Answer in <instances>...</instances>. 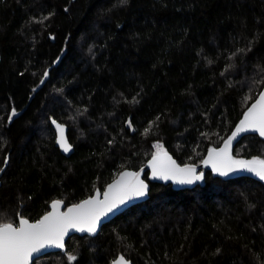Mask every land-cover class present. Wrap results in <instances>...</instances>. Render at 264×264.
Listing matches in <instances>:
<instances>
[{
  "label": "trees",
  "instance_id": "16d2710c",
  "mask_svg": "<svg viewBox=\"0 0 264 264\" xmlns=\"http://www.w3.org/2000/svg\"><path fill=\"white\" fill-rule=\"evenodd\" d=\"M263 88L264 0H0V224L103 194L157 145L201 165ZM233 159H264V139ZM204 171L181 189L146 171L147 202L33 264H264V181Z\"/></svg>",
  "mask_w": 264,
  "mask_h": 264
},
{
  "label": "snow or ice",
  "instance_id": "6c2138e0",
  "mask_svg": "<svg viewBox=\"0 0 264 264\" xmlns=\"http://www.w3.org/2000/svg\"><path fill=\"white\" fill-rule=\"evenodd\" d=\"M47 73H45V76ZM13 111L12 115H15ZM159 119V117H157ZM59 133L58 143L64 152H69L71 146L64 135L62 125L53 121ZM131 127V123H129ZM151 129L145 130V134ZM258 132L264 137V92L244 114L243 120L237 126L224 146L220 149H211L205 165H211L213 171L220 176H228L229 173L246 171L253 173L264 181V159L236 160L232 158V141L244 132ZM157 147H160L157 145ZM154 178L172 180L178 184H193L203 178L202 174H196L192 166L180 167L167 155L157 153L153 156L149 165ZM148 186L136 172H123L119 179L108 186L104 192L103 200L99 192L93 198L87 199L80 204L74 205L66 212H59L60 202L52 204L53 211L45 215L36 223H30L27 219L21 218L18 225L13 223L0 224V264H31L33 253L39 252L48 245L57 248L64 247V238L70 228L77 231L95 233L102 217L113 213L121 205L134 198L147 195ZM69 261H75L76 256L69 255ZM114 264H130L121 256Z\"/></svg>",
  "mask_w": 264,
  "mask_h": 264
},
{
  "label": "water",
  "instance_id": "95a60500",
  "mask_svg": "<svg viewBox=\"0 0 264 264\" xmlns=\"http://www.w3.org/2000/svg\"><path fill=\"white\" fill-rule=\"evenodd\" d=\"M261 92H264V88H263V90H262ZM261 92H260V93H261ZM259 95H260V94H259ZM259 95H258L257 99L259 98ZM257 99H256V100H257ZM256 100H255L252 104H254V103L256 102ZM252 104H251V106H252ZM251 106H250V107H251ZM250 107H249V108H250ZM249 108H248V109H249ZM248 109L245 111V113L248 111ZM245 113H244V114H245ZM244 114H243L242 118L240 119V121L243 120V118H244ZM53 121H56V120L53 119V118H51V126H52V128H53V130L55 131V134H56L55 146L59 149L61 155H63V156L66 157V158H70V157L75 153V148H74V146L72 145V143L70 142V140H69V138H68V127H67L66 125L61 124V123H59L58 121H56L57 124H60V125L63 126V128H64V130H65L64 135H65V137L67 138L68 143H69L70 146H71V150H70L69 152H64V151L62 150V148L60 147V144L58 143L59 133H58V131H57V129H56L55 124H53ZM240 121L237 123V125H236L235 128H234V130H233V131L231 132V134L226 138L225 141H227V140L229 139V137L232 135V133L236 130L237 126L240 124ZM251 134H255V135H258L259 137H261V136L259 135L258 132H252V131H249V132H244V133L239 134V135L236 137V139L232 141V146H231V155H232V158H233V149H234L235 145H236V144H237V143H238V142H239L244 136H246V135H251ZM261 138L264 139V137H261ZM225 141L223 142V144H222L220 147L215 148V149H220V148H222V147L224 146ZM163 153H167V155H168L169 157H171V159H172L173 161H175V163H176L177 165H179L180 167H184V166H185V165L180 164V163H179V162L173 157V155H172L170 152H168V151H164ZM163 153H162V154H163ZM208 153H209V152H208ZM208 153H207L206 157L204 158V160L207 159V157H208ZM155 155H156V153H155ZM152 158H153V157H152ZM152 158L147 162L146 166H145L144 168H142L141 170H139V171L125 170V171H127V172H136V173H139L140 179H141L145 184H147V186H148V191H147V195H146V196L134 198V199L128 201V202L126 203V205H121L118 209L114 210L113 213H109L106 217H102L100 223H99L98 226H97V229H96V232H95V233H88L87 231L81 232V231H77V230L74 229V228H70V229L68 230V234H67V235L65 236V238H64V247H63V248H57V247H55L54 245H48V246H46L45 248L41 249L39 252L33 253V257H32L31 264H33L34 261H35L36 259L42 257V256L45 255V254H50V253H55V252H59V251H64L68 239H69L70 237L74 236V235H80V236H86V235H87V236H95V235H97V234L100 232V230H101V228L103 227V225H105L106 223L112 221V220H113L116 216H118L119 214L125 212L126 210H128L129 208H131V207H133V206H135V205H138V204H142V203L147 202V201L149 200L150 185H149V183L144 179V173H145L146 171H148V179H149V182H155V183H161V184H171L175 189H181V188H193V187H196V186L204 185V184H205V171H204V170H209V171H211V172L213 173V175H215V176H220L217 172L213 171L212 166H211L210 164H209V165H205V164L202 162L201 165H188V166H192V167L195 168V170H196V174H198V175H199V174H202V175H203V178H202L201 180H198V181H196V182L193 183V184H178V183L173 182L172 180H164V179L154 178V177H153V174H152V169H151V167L149 166V165L151 164V162H152ZM204 160H203V161H204ZM3 171H4V169L0 172V177H1L2 173H3ZM125 171H123V172H125ZM123 172H122V173H123ZM120 175H121V174H120ZM120 175H119L114 181H116L117 179H119ZM237 176H251V177H254V178H256V179H259V177L255 176L253 173H249V172H246V171H239V172H235V173H229L228 176H221V177H227V178H230V177H237ZM259 180H260V179H259ZM114 181H113V182H114ZM261 181H262V180H261ZM113 182H112V183H113ZM112 183H110V184H112ZM110 184H109V185H110ZM109 185H108V186H109ZM108 186H107V188L105 189V191H107ZM105 191H104V192H105ZM99 194H100V193H99ZM96 195H97V194H96ZM96 195H95V196H96ZM103 195H104V193H103V194H100V199H101V200H103ZM95 196H94V197H95ZM92 198H93V197H92ZM89 199H90V198H89ZM54 202H56V201H54ZM54 202H53V203H54ZM82 202H83V201H82ZM82 202H80V203H82ZM53 203H52V204H53ZM80 203H79V204H80ZM52 204H51V210H50V212L53 211V209H52ZM60 204L62 205V208H61V210L58 209L59 212H66V211L68 210V208L74 206V205L69 206L66 210H64V205H63V203L60 202ZM50 212H48V213H50ZM48 213H47V214H48ZM47 214H46V215H47ZM44 216H45V215H44ZM44 216H43V217H44ZM43 217H42V218H43ZM42 218H41V219H42ZM30 223H32V222H30ZM35 223H36V222H35ZM120 257H121V256H120ZM120 257H119V258H120ZM119 258H118V259H119ZM118 259H117V260H118ZM117 260H116V261H117ZM125 260H126V259H125ZM126 261H128V260H126ZM129 262H130V261H129ZM112 264H114V262H113ZM130 264H132V263L130 262Z\"/></svg>",
  "mask_w": 264,
  "mask_h": 264
},
{
  "label": "rangeland",
  "instance_id": "374dc122",
  "mask_svg": "<svg viewBox=\"0 0 264 264\" xmlns=\"http://www.w3.org/2000/svg\"><path fill=\"white\" fill-rule=\"evenodd\" d=\"M158 152L162 154V153L164 152V150H163L161 147H158V148H157V151H156V154H157ZM61 208H62V205L60 204L59 209L61 210Z\"/></svg>",
  "mask_w": 264,
  "mask_h": 264
}]
</instances>
